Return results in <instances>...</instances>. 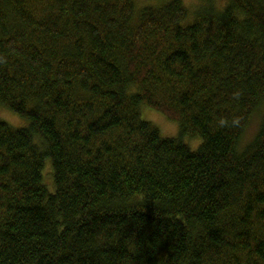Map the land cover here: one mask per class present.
Segmentation results:
<instances>
[{
    "label": "trees",
    "instance_id": "obj_1",
    "mask_svg": "<svg viewBox=\"0 0 264 264\" xmlns=\"http://www.w3.org/2000/svg\"><path fill=\"white\" fill-rule=\"evenodd\" d=\"M154 1L0 0V264H264V0Z\"/></svg>",
    "mask_w": 264,
    "mask_h": 264
},
{
    "label": "rangeland",
    "instance_id": "obj_2",
    "mask_svg": "<svg viewBox=\"0 0 264 264\" xmlns=\"http://www.w3.org/2000/svg\"><path fill=\"white\" fill-rule=\"evenodd\" d=\"M140 5H145L148 2H154L156 3L157 1H150V0H137ZM186 4L188 5L189 9L191 10H197L202 6L204 3L203 0H184ZM219 5L222 6L226 2V0H216ZM145 113L148 116V119L151 120L152 122H155L160 130L167 136H178L180 135V123L175 120L169 119V117L163 113L162 111H157L152 108H144ZM264 116V102L261 105V109L252 117V121L247 128L248 130L246 131L245 135L242 137L241 141V146H246L248 145L255 135L258 133L260 130V125L262 123ZM0 118L5 119L7 122L11 123L13 126L19 127L23 126L27 123V119L22 117L20 114H17L16 112H13L9 107H0ZM185 139L187 142L190 143L192 148H197L199 144L201 143L200 140L197 137H189L185 136ZM241 148V147H240ZM49 164L51 165L50 160H48ZM47 172H46V181H48L49 185H53L52 181V170L51 167H47Z\"/></svg>",
    "mask_w": 264,
    "mask_h": 264
}]
</instances>
